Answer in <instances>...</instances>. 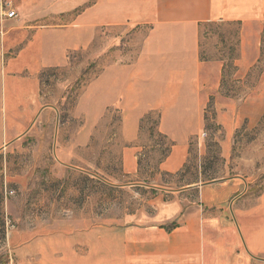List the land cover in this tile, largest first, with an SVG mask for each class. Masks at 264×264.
Segmentation results:
<instances>
[{"label": "crops", "instance_id": "0c3cea01", "mask_svg": "<svg viewBox=\"0 0 264 264\" xmlns=\"http://www.w3.org/2000/svg\"><path fill=\"white\" fill-rule=\"evenodd\" d=\"M0 8V152L23 138L41 111V76L65 68L72 52L93 36L134 28V57L113 52L97 78V96L124 116L127 143L139 138L140 120L159 114L158 130L174 143L169 169L183 166L191 139L205 135L211 101L238 121L219 124L231 145L239 130L252 132L264 116V68L248 93L222 94L226 61L205 56L200 32L206 24L236 25L238 52L230 80L244 84L264 65V0H4ZM2 6V5H1ZM83 6L74 20L66 15ZM51 19H61L57 24ZM239 98L238 100H234ZM122 161L136 170L133 148ZM241 176L192 184L178 196L142 209L111 233L18 234L6 238L9 264H264V191L252 195Z\"/></svg>", "mask_w": 264, "mask_h": 264}, {"label": "rangeland", "instance_id": "374dc122", "mask_svg": "<svg viewBox=\"0 0 264 264\" xmlns=\"http://www.w3.org/2000/svg\"><path fill=\"white\" fill-rule=\"evenodd\" d=\"M0 8L14 10L4 0ZM81 12L83 6L73 9L67 20ZM138 33L127 27L101 31L83 50L69 55L65 68L43 73L44 109L23 138L0 152V264H9L6 238L12 233H111L113 227L128 225L140 209L150 214L157 201L181 195L195 201V193L180 194L186 186L233 176L243 177L252 195L264 191V116L256 130L237 131L231 145L220 126L238 121L237 104L227 114L210 102L205 135L200 142L190 140L179 168L169 169L175 145L159 132L157 112L140 120L136 141L123 139L124 116L102 105L96 81L113 52L135 56ZM200 43L205 56L226 61L222 94L256 87L264 65L255 67L244 84L230 80L229 64L238 52L236 25L206 24ZM125 148H133L137 158L133 172H127L131 163L122 161Z\"/></svg>", "mask_w": 264, "mask_h": 264}, {"label": "built area", "instance_id": "2783aa9c", "mask_svg": "<svg viewBox=\"0 0 264 264\" xmlns=\"http://www.w3.org/2000/svg\"><path fill=\"white\" fill-rule=\"evenodd\" d=\"M4 16L7 18V19H13L16 17V13L14 10H10L6 13H4Z\"/></svg>", "mask_w": 264, "mask_h": 264}, {"label": "trees", "instance_id": "16d2710c", "mask_svg": "<svg viewBox=\"0 0 264 264\" xmlns=\"http://www.w3.org/2000/svg\"><path fill=\"white\" fill-rule=\"evenodd\" d=\"M263 43H264V36H263ZM263 53H264V51H263ZM41 78H42V76H41ZM224 83H225V82H223V85H224Z\"/></svg>", "mask_w": 264, "mask_h": 264}]
</instances>
